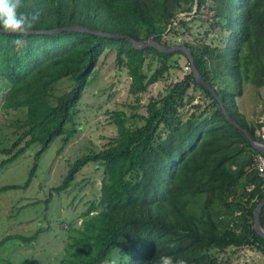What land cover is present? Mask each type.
<instances>
[{"label":"trees","instance_id":"trees-1","mask_svg":"<svg viewBox=\"0 0 264 264\" xmlns=\"http://www.w3.org/2000/svg\"><path fill=\"white\" fill-rule=\"evenodd\" d=\"M36 10L40 19L30 31L80 26L137 42L152 36L165 47H186L218 97L197 84L191 70L151 99L145 115L131 116L137 122L127 125L126 114L115 113L116 136L98 153L79 158L52 190H66L89 163L101 172L98 202L80 215L78 228L68 225L58 264H113L115 254L118 264H160L161 256L187 264H223L219 256L242 248L264 258V239L253 228L254 210L264 197L254 169L257 151L220 108L221 102L233 121L260 141L261 124L248 121L236 100L244 85L258 90L257 95L264 92V0H23L18 11ZM211 32L218 34L217 45L205 42ZM18 39L23 43H15ZM105 52L114 53L118 67L126 71L129 94L137 103L149 85L173 69V56L189 63L180 51L138 50L123 38L76 31L0 32V80L8 84L1 108L5 113L26 110L18 138L0 148L7 157L0 167L40 144L36 162L55 139L72 136L77 106ZM153 60L159 66L147 76L144 70L151 69ZM65 80L70 89L55 94ZM195 93L200 103L183 115L179 108L191 104ZM34 171L35 164L21 188L29 186ZM18 188L1 186L0 193ZM259 222L264 228V206ZM37 235L21 241L32 242ZM11 239L3 238L0 248ZM0 264L13 263L0 258Z\"/></svg>","mask_w":264,"mask_h":264},{"label":"rangeland","instance_id":"rangeland-1","mask_svg":"<svg viewBox=\"0 0 264 264\" xmlns=\"http://www.w3.org/2000/svg\"><path fill=\"white\" fill-rule=\"evenodd\" d=\"M185 39L194 42L192 37ZM198 39L202 40V35ZM212 40L216 45L219 43L217 33L211 32L205 42ZM176 64L180 69H177ZM183 64V58L173 56L169 61V65L174 66L173 69L159 82L149 85L140 94V101L137 103L134 96L129 94L131 80L126 71L118 67L114 53H104L95 68L91 84L85 89L77 106L72 136L67 141H63L64 136L55 139L36 162L34 155L40 150V144L31 146L17 160L0 167V187H19L17 190L0 193V241L5 237H12L0 248V258L13 264H58L68 242V225L78 228L83 220L80 215L91 203L98 202L102 175L95 164L89 163L74 175L66 190L55 193L53 188L63 182L71 166L79 158L98 153L116 136L117 128L113 123L116 112L126 114L127 125L137 122L131 116L145 115L146 104L151 99H158L159 94L185 76ZM158 66L157 61L153 60L151 69L145 68L144 71L150 76ZM7 85L0 80V148L9 147L22 132L20 126L26 122V110L5 113L1 108ZM70 85L69 81H62L56 86L55 94H63L70 89ZM246 88L248 91H244L243 96L236 101L246 119L257 122L263 116L261 110L264 106V92L260 89L259 101L255 99L258 105H262L257 107L250 99L255 97L254 91L251 94L249 90L252 86L246 85ZM189 94H193L191 90ZM194 97L191 104L183 109L179 108L180 113L185 115L191 112L193 104L200 103V95L195 93ZM127 105L136 107V110H131ZM68 128H71L70 124ZM3 139L9 140V144L3 142ZM6 158L0 154V163ZM34 164L31 182L23 189L21 186ZM37 233L34 241H21V238H29ZM232 250H227L218 259L223 264H264L262 255L253 249L242 248L237 252ZM114 256L115 264H118L119 256Z\"/></svg>","mask_w":264,"mask_h":264},{"label":"water","instance_id":"water-1","mask_svg":"<svg viewBox=\"0 0 264 264\" xmlns=\"http://www.w3.org/2000/svg\"><path fill=\"white\" fill-rule=\"evenodd\" d=\"M195 11H196V6H194V11L191 13V15L195 14ZM182 15H185V14H182ZM62 31L86 32V33H91V34H95V35L102 36V37H108V38H123V39H127L133 45V47L135 49H138V50L145 49V48H148V47H152V48L156 49L157 51H159L161 53H164V54H171V53L180 51L186 56L187 60L189 61V64L191 65V68H192L193 76H194L197 84H199L202 87H204L216 99H218V97L215 94L214 90L204 80H202V78L200 77L197 69L195 68V66L193 64L192 55H191L189 49L186 48V47H181V46L165 47V46L159 45L156 42H154L152 36L145 42H137L136 40H134L133 38H130V37H125V36H122V35H113V34L104 33V32H99V31H96V30H91V29H87V28H84V27H80V26L65 27V28L53 29V30L29 31L28 34H32V33H36V34H53V33H58V32H62ZM220 108H221L224 116L227 118V120L232 125L237 127L240 131H242L245 134L247 139L250 141L252 147L258 153H261L262 155H264V143L261 142V141L253 140L243 129H241L233 121V119L230 117V115L227 113L226 109L224 108V106H223V104L221 102H220ZM263 206H264V197L262 198V200L259 202V204L256 206V208L254 210V223H253L254 231L262 239H264V228L260 225L259 216H260L261 208Z\"/></svg>","mask_w":264,"mask_h":264},{"label":"clouds","instance_id":"clouds-1","mask_svg":"<svg viewBox=\"0 0 264 264\" xmlns=\"http://www.w3.org/2000/svg\"><path fill=\"white\" fill-rule=\"evenodd\" d=\"M23 7V0H0V32L17 35H27L40 19V11L36 10L31 14L18 11ZM21 44L23 41L16 40ZM175 247V245H169ZM115 264V261H113ZM160 264H187L182 258L174 259L172 256H161Z\"/></svg>","mask_w":264,"mask_h":264},{"label":"built area","instance_id":"built-area-1","mask_svg":"<svg viewBox=\"0 0 264 264\" xmlns=\"http://www.w3.org/2000/svg\"><path fill=\"white\" fill-rule=\"evenodd\" d=\"M183 73L186 75L191 72L192 68L189 63L183 64ZM257 123L261 124V128L257 131L260 141L264 143V116L258 118ZM254 169L261 180L264 189V155L258 153L254 156Z\"/></svg>","mask_w":264,"mask_h":264},{"label":"crops","instance_id":"crops-1","mask_svg":"<svg viewBox=\"0 0 264 264\" xmlns=\"http://www.w3.org/2000/svg\"><path fill=\"white\" fill-rule=\"evenodd\" d=\"M250 90V92H251V94H252V92L254 91V95H255V97H253V98H250V99H252L253 100V103L255 104V105H257V107H259L260 105H261V103L258 105L257 104V102H256V100L255 99H257L258 101H259V98H258V95H257V91L258 90H256L255 88H253L252 87V89L250 88L249 89ZM244 91H248V88H246V85H244V87H243V92ZM243 96V95H242ZM238 105V108H239V104H237ZM261 107H262V105H261ZM241 108H243V106L241 107Z\"/></svg>","mask_w":264,"mask_h":264}]
</instances>
